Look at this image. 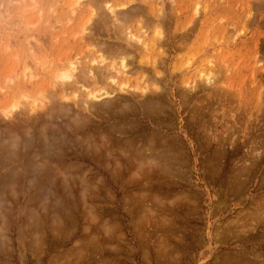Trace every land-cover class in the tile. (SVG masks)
Returning <instances> with one entry per match:
<instances>
[{
    "label": "rangeland",
    "instance_id": "rangeland-1",
    "mask_svg": "<svg viewBox=\"0 0 264 264\" xmlns=\"http://www.w3.org/2000/svg\"><path fill=\"white\" fill-rule=\"evenodd\" d=\"M0 264H264V0H0Z\"/></svg>",
    "mask_w": 264,
    "mask_h": 264
},
{
    "label": "bare ground",
    "instance_id": "bare-ground-1",
    "mask_svg": "<svg viewBox=\"0 0 264 264\" xmlns=\"http://www.w3.org/2000/svg\"><path fill=\"white\" fill-rule=\"evenodd\" d=\"M114 11H115V10H114ZM114 11H113V12H114ZM72 67H73V68H72ZM72 67L70 66V68H72V69H71L70 76H69V74H68V76H67L66 74H62L60 78H62V79H67V78H68V80H69V78H70V79H73L72 76H74V75H72V71L75 69V68H74V64H72ZM70 68H69V69H70ZM75 70H77V69H75ZM75 70H74V71H75ZM125 70H126V66L124 65V72H125ZM69 71H70V70H69ZM84 71H85V70H84ZM84 71H82V74H81V75H83V72H84ZM90 71H91V70H89L88 72H90ZM122 71H123V70H122ZM127 71H128V70H127ZM77 72H78V71H77ZM85 72H87V71H85ZM85 72H84V75H85ZM66 73H69V72H66ZM74 73H75V72H74ZM74 73H73V74H74ZM78 73H79V72H78ZM78 73H77V74H78ZM91 73H92V72H91ZM91 73H90V75H91ZM120 73H121V72H120ZM79 74H80V73H79ZM123 74H124V73H123ZM84 75H83V76H84ZM92 75H94V73H93ZM209 76H211V75H209ZM74 77L76 78V73H75V76H74ZM77 77H82V76L79 75V76H77ZM202 77H203V76H202ZM29 78H30V77H29ZM31 78H32V77H31ZM60 78H59V79H60ZM75 78H74V80H75V81L77 80V83H79V82H78L79 79H75ZM203 78H204V77H203ZM207 78H208V77H207ZM212 79H214V78L212 77ZM205 80H206V79H205ZM65 81H66V80H65ZM111 81H112V80H111ZM113 81L116 82L115 79H114ZM207 81L210 82V81H212V80H211V78H208ZM210 84H211V83H210ZM146 88H147V87H146ZM146 88H145V89H146ZM142 90H143V89H142ZM146 91H147V89L145 90V93H146ZM62 96H63V95H62ZM109 96H112V95L109 94V93H107V92H105V93L103 92V93H101L100 95H98V94H97V95H95V94L93 95V94H92V95H90L89 97H92L93 99H95V101L99 102V101H102L103 99H105V98H107V97H109ZM24 97H25V96H24ZM64 98H65V97H64ZM93 99H92V100H93ZM65 100H66V99H65ZM37 101H38V100H37ZM35 102H36V100H35ZM38 103H40V102H38ZM87 103H90V102H87ZM36 104H37V103H36ZM103 104H105V103H103ZM12 105H14V106H12L11 109H7L6 111L4 110V111H5V112H4V116L7 117V118H10V117L12 116L13 111H14V110H17L18 107H19V105H17V104H12ZM84 105H85V104H84ZM99 105H101V104H99ZM143 105H144V104H143ZM31 106H33V105H31ZM101 106H102V105H101ZM37 107H39V106H37ZM41 107H42V106H41ZM98 107H99V106H98ZM105 108H106V107H105ZM30 109H31L32 113H35L36 111H35V112H33V111H34L35 109H37V108H35V104H34V107H32V108H30ZM56 109H58V108H56ZM95 110H96V109H95ZM15 112H16V111H15ZM29 114H31V113L29 112ZM36 114H37V113H36ZM33 115H34V114H33ZM49 115H50V114H49ZM14 116H15V115H14ZM28 117H29V116H28ZM34 117H35V116H34ZM36 120H37V119H36ZM34 123H36V122H34ZM50 124H51V123H50ZM51 128H52V127H51ZM7 129H8V127H7ZM13 130H14V129H13ZM49 137H50V136H49ZM163 139H164V138H163ZM6 140H7V139H6ZM11 140H12V139H11ZM13 143H14V142H13ZM101 144H102V143H101ZM8 147H9V146H8ZM5 148H6V147H5ZM13 149H14V148H13ZM11 151H12V150H11ZM11 151H10V152H11ZM170 151H171V150H170ZM1 152H3V151H1ZM8 154H9V153H8ZM167 154H168V153H167ZM151 155H152V154H151ZM152 156H153V155H152ZM15 157H16V156H15ZM5 159H6V157H5ZM6 161H7V160H6ZM44 163H45V162H44ZM14 164H15V163H14ZM160 168H161V167H160ZM169 170H170V169H169ZM138 171H139V170H138ZM32 174H33V173H32ZM62 184H63V183H62ZM33 185H34V184H33ZM63 186H64V185H63ZM31 188H32V187H31ZM4 190H5V189H4Z\"/></svg>",
    "mask_w": 264,
    "mask_h": 264
}]
</instances>
